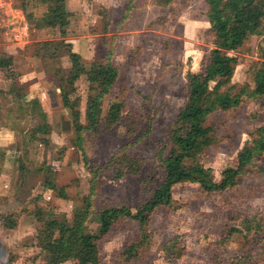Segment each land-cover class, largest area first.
Instances as JSON below:
<instances>
[{
	"label": "rangeland",
	"instance_id": "obj_1",
	"mask_svg": "<svg viewBox=\"0 0 264 264\" xmlns=\"http://www.w3.org/2000/svg\"><path fill=\"white\" fill-rule=\"evenodd\" d=\"M5 1L0 0V264H49L37 238L43 222L36 209L45 218L73 225L94 187L89 227L97 230L96 213L102 209L136 210L150 200L164 175L157 153L188 98L187 76L207 62L214 36L207 0L166 5L158 0H66L64 24L56 28L40 24L45 1ZM263 46V37L252 36L231 52L238 58L232 84L254 86L251 69L262 59ZM70 51L86 68L110 55L120 74L104 100L101 129L84 133L83 149L76 144L62 95L80 98L84 122L90 84L85 75L73 88L68 84ZM112 104L123 108L115 124L108 121ZM128 113L142 122L131 137L125 134ZM207 124L216 142L199 161L221 181L222 172L236 164L239 151L264 125V97L214 112ZM148 129L150 134L141 138ZM32 132L47 142L31 141ZM120 149L144 160L141 173L121 179L105 173L92 182L86 160L91 168L104 165ZM256 164L264 166V153ZM48 181L65 187L66 197L47 188ZM173 196L172 208L161 206L151 215L148 247L128 258L125 248L137 239L139 225L124 220L99 241L102 264H264V173L252 168L224 191L178 184ZM12 214L17 226L7 228L5 217ZM247 218L261 226L247 232Z\"/></svg>",
	"mask_w": 264,
	"mask_h": 264
},
{
	"label": "trees",
	"instance_id": "obj_2",
	"mask_svg": "<svg viewBox=\"0 0 264 264\" xmlns=\"http://www.w3.org/2000/svg\"><path fill=\"white\" fill-rule=\"evenodd\" d=\"M43 1L47 4V11L40 19L41 26L50 28L62 26L66 0ZM172 1L158 0V4L166 5ZM207 5V18L214 36V48L201 70L188 74V98L175 116L176 128L170 132L168 142L163 143L157 153V161L164 172L162 182L153 191L150 200L141 203L136 210L128 206H113L97 212L99 220L97 230L89 227V220L93 214L94 187L91 194L84 197V208L76 215V222L73 225L45 218L42 209H36L34 213L37 220L43 222L37 238L41 249L49 255V264H62L68 260L75 261V264H102L99 241L124 220H132L139 225L137 239L125 248L128 258H135L142 248L150 245L152 236L146 228L150 224L152 213L161 206L172 208L175 205L173 188L176 185L198 183L205 191H224L236 186L248 176L252 168L264 173V166L256 164L257 156L264 153V125L256 129L252 138L239 151L236 164L228 166L222 172L221 181L215 179L212 168L205 167L199 161V157L216 142L214 129L207 124L211 114L238 107L245 98L264 97V46L261 49L262 59L251 69L254 86L248 83L232 84L238 58L231 54L252 36H261L264 41V0H207ZM70 58L72 69L67 79L68 84L73 88L75 81L82 75L87 77L90 84L84 122L80 98L71 99L70 92H64L62 95L64 106L70 109L77 136L76 144L83 149L84 133L97 134L101 129L104 100L116 86L120 74L110 55L105 62L95 61L89 68L81 63L78 53L70 51ZM122 112L120 104L110 105L107 113L109 123H117ZM141 123L137 115L128 113L126 136L136 134ZM149 134L148 129L142 133L141 138ZM30 140L47 142L40 139L36 132H32ZM87 161L86 166L94 183L98 182L99 175L105 173H112L115 179L139 175L144 165L142 158L134 157L122 149L104 165L91 168ZM46 186L58 191V196L66 197L65 187L57 189L50 181ZM5 219V227L17 226L13 214L6 216ZM260 226L250 218L245 221L247 232H252Z\"/></svg>",
	"mask_w": 264,
	"mask_h": 264
},
{
	"label": "crops",
	"instance_id": "obj_3",
	"mask_svg": "<svg viewBox=\"0 0 264 264\" xmlns=\"http://www.w3.org/2000/svg\"><path fill=\"white\" fill-rule=\"evenodd\" d=\"M4 3H7V2L4 0ZM9 8L11 9L12 12H14V9H12V6H10Z\"/></svg>",
	"mask_w": 264,
	"mask_h": 264
}]
</instances>
